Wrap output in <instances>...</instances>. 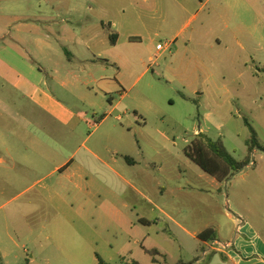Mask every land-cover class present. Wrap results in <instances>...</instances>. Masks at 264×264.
Wrapping results in <instances>:
<instances>
[{
	"label": "rangeland",
	"instance_id": "374dc122",
	"mask_svg": "<svg viewBox=\"0 0 264 264\" xmlns=\"http://www.w3.org/2000/svg\"><path fill=\"white\" fill-rule=\"evenodd\" d=\"M16 8L30 12L35 35L92 34L108 21L122 64L109 72L115 90L104 98L79 101L57 88L76 112L69 125L36 110L0 67V264L194 263L168 221L108 164L128 178L126 169L143 171L138 190L193 214L178 216L187 222L223 223L245 194L264 211V0H26ZM158 44L171 51L157 59ZM246 122L262 149L215 192L185 148L203 133L243 161ZM178 183L185 189L172 197Z\"/></svg>",
	"mask_w": 264,
	"mask_h": 264
},
{
	"label": "crops",
	"instance_id": "0c3cea01",
	"mask_svg": "<svg viewBox=\"0 0 264 264\" xmlns=\"http://www.w3.org/2000/svg\"><path fill=\"white\" fill-rule=\"evenodd\" d=\"M209 1L200 0L204 5ZM23 3H26V0H0V67L9 70L8 76L13 79L10 83L17 91L22 92L26 100L36 106V110L62 124L69 125L76 117V112L74 107H69L58 98L57 88L61 89L63 94H69L84 102L99 97L104 98V95L114 92L113 80L109 72L114 66L122 64L120 63L122 56L115 51L119 47L120 36L112 31L111 23L105 20H101L102 27L92 34L35 35L32 31L37 27L31 23L35 20H30V12L16 10V7ZM182 6L185 8L184 4ZM192 21L189 20L188 27ZM112 34L117 36L114 45L110 39ZM217 42L220 45V40L217 39ZM170 47V44H158L156 58L162 57L167 51L170 53ZM153 62L154 58L150 57L149 66ZM141 65L144 67L145 63L141 62ZM148 72L147 66L145 73ZM116 80L117 90L120 91L123 82L118 78ZM117 106L114 105L111 112L115 111ZM105 120L107 117L100 124ZM115 120L121 121V117L118 116ZM258 153L259 149L254 150L253 156ZM112 160L118 164L117 158ZM251 164L247 167L252 166ZM108 167L140 197L141 201H146L153 207L152 212L156 220L164 218L168 221L171 237L182 249L195 255V262L190 264H264V211L254 208L252 199L250 196L247 197V194L243 205L237 203L235 214L222 212L225 218L223 223L215 220L210 222L203 218L200 220L194 218L187 222L178 216L185 213L193 218V214L176 207L164 208L138 190L135 184L138 183V178L143 179V171L139 174L126 169L125 172L131 175L128 178L121 175L112 165L108 164ZM129 167L134 168L136 165L130 162ZM189 167H192V164ZM181 177L178 174L170 180L175 178L179 181ZM199 178L215 192H220L226 184L202 169ZM185 185L191 186V183L187 182ZM184 189L181 183L173 184L169 193L175 197L176 193H181ZM201 190L209 192V189ZM205 208L209 209V205L206 204ZM142 221L143 225L152 222L146 218H142ZM206 230H211L208 236L212 237V240L230 243V249L203 256L206 244L211 240H202L199 235ZM177 264L185 263L178 261Z\"/></svg>",
	"mask_w": 264,
	"mask_h": 264
},
{
	"label": "trees",
	"instance_id": "16d2710c",
	"mask_svg": "<svg viewBox=\"0 0 264 264\" xmlns=\"http://www.w3.org/2000/svg\"><path fill=\"white\" fill-rule=\"evenodd\" d=\"M112 44L116 43L117 36L110 35ZM252 131V138L246 142L248 146L249 155L243 161H237L226 150L221 139L213 141L207 138L203 134H199L196 138L185 148V155L197 164L202 170L211 176L216 177L219 181H226L232 175L242 171L251 163V154L254 150H261L256 133L252 126L246 122ZM130 161V158H126ZM211 230H206L199 235L202 240H212V237L208 236ZM151 256H158L160 252L157 250L146 251ZM99 264H107L102 259L99 260ZM130 264H140L138 262H132Z\"/></svg>",
	"mask_w": 264,
	"mask_h": 264
},
{
	"label": "built area",
	"instance_id": "2783aa9c",
	"mask_svg": "<svg viewBox=\"0 0 264 264\" xmlns=\"http://www.w3.org/2000/svg\"><path fill=\"white\" fill-rule=\"evenodd\" d=\"M231 244L218 240H211L206 244V249L203 251V256H208L213 252H223L230 249Z\"/></svg>",
	"mask_w": 264,
	"mask_h": 264
}]
</instances>
